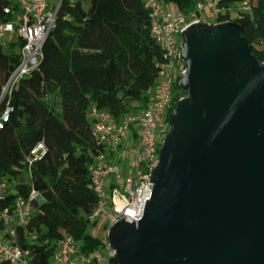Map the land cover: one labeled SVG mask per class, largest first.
I'll use <instances>...</instances> for the list:
<instances>
[{"label": "trees", "instance_id": "obj_1", "mask_svg": "<svg viewBox=\"0 0 264 264\" xmlns=\"http://www.w3.org/2000/svg\"><path fill=\"white\" fill-rule=\"evenodd\" d=\"M164 1L189 13L199 0ZM253 1V16L243 13L233 22L241 25L252 54L264 63V0ZM162 60L144 0H88V6L84 0H61L39 67L2 100L18 57L0 42V115L7 103L12 106L0 129V205L12 209L32 189L42 195L44 201L27 224L17 226L18 244L29 251L31 264H49L65 234L78 241L84 255L103 248V240L89 231L96 224L90 214L98 197L88 170L96 152L88 111L96 106L118 119L133 101L145 103ZM175 108L174 103L169 123ZM40 142L45 151L29 164ZM24 172L27 181L21 179ZM6 183L14 190H2ZM87 264L100 263L94 258ZM110 264H118L116 258Z\"/></svg>", "mask_w": 264, "mask_h": 264}, {"label": "water", "instance_id": "obj_2", "mask_svg": "<svg viewBox=\"0 0 264 264\" xmlns=\"http://www.w3.org/2000/svg\"><path fill=\"white\" fill-rule=\"evenodd\" d=\"M181 35L187 95L172 115L143 215L109 229L111 258L264 264V63L236 22L196 21Z\"/></svg>", "mask_w": 264, "mask_h": 264}, {"label": "built area", "instance_id": "obj_3", "mask_svg": "<svg viewBox=\"0 0 264 264\" xmlns=\"http://www.w3.org/2000/svg\"><path fill=\"white\" fill-rule=\"evenodd\" d=\"M61 0H0L4 19L0 21V42L13 46L18 62L10 71L1 98L10 96L24 76L37 69L43 58V45L56 23ZM149 11L151 36L163 51V60L156 63V82L146 102L133 101L129 111L118 119L106 109L91 106L88 118L96 146L93 161L88 165L92 187L98 202L90 214L91 221L101 222L103 248L107 264L115 254L108 244L111 225L120 218L137 222L150 200L153 169L159 163L160 148L171 131L168 116L173 104L187 94L176 84L186 70L180 56L181 32L196 21L207 24L230 22L245 13L253 16V0H199L189 13L170 7L164 0H144ZM11 53V52H9ZM12 106L7 103L0 115V129L10 118ZM174 113V112H173ZM45 151L40 142L31 150L29 164ZM40 193L32 189L27 198L19 197L13 208L0 205V264H31L30 253L18 244L17 226L26 225L40 205ZM2 196H0V199ZM95 236H98L94 234ZM99 237V236H98ZM85 264L100 256H87L70 234L58 242L49 264Z\"/></svg>", "mask_w": 264, "mask_h": 264}, {"label": "rangeland", "instance_id": "obj_4", "mask_svg": "<svg viewBox=\"0 0 264 264\" xmlns=\"http://www.w3.org/2000/svg\"><path fill=\"white\" fill-rule=\"evenodd\" d=\"M84 3H85V6H88V0H84ZM2 47L6 52H14L13 46H10V43H7L6 40H4L2 42ZM1 100H2V98H1ZM51 102L55 106L58 103V100L55 97L54 99H51ZM21 179L24 181H27L29 179L28 173L27 172L22 173ZM7 187L9 189H12L13 184L12 183H6L4 186H2V190L7 189ZM89 231L92 234L98 235L99 237L102 236L103 235V228H102L101 222L95 224V226H89ZM107 254L108 253H107L106 249L100 248V249L96 250L93 254H91L90 256H96V255L100 256L102 258L101 264H107Z\"/></svg>", "mask_w": 264, "mask_h": 264}, {"label": "crops", "instance_id": "obj_5", "mask_svg": "<svg viewBox=\"0 0 264 264\" xmlns=\"http://www.w3.org/2000/svg\"><path fill=\"white\" fill-rule=\"evenodd\" d=\"M170 5V4H169ZM173 6V5H172ZM171 5H170V7H172ZM173 8V7H172ZM12 190H14L13 188H12ZM76 264H85V262L83 261V259H81V258H79V260H78V262L76 263Z\"/></svg>", "mask_w": 264, "mask_h": 264}]
</instances>
